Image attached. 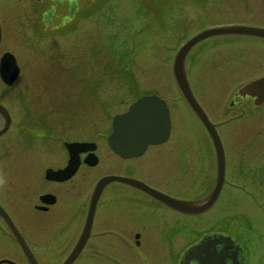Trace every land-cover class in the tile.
Returning <instances> with one entry per match:
<instances>
[{"label":"rangeland","instance_id":"rangeland-1","mask_svg":"<svg viewBox=\"0 0 264 264\" xmlns=\"http://www.w3.org/2000/svg\"><path fill=\"white\" fill-rule=\"evenodd\" d=\"M206 4V0H120L115 3L116 9L103 10L104 5L100 4L93 12L82 10L79 13L81 22L77 33L71 31H75L74 25L62 30L60 36L47 31L42 21L37 25L39 31H35L31 30L35 22L26 23V28L20 20L16 32L5 36L0 54L6 51L15 54L22 74L12 90L2 87L1 93H14L27 101L46 100L34 102L46 112L52 108L47 100H54L66 115L68 111H77L83 133L85 126L91 124L90 119L83 117L86 111L110 105L113 113L118 114L144 93L160 96L170 109L171 137L167 143L150 148L140 159V164L144 165L143 177L157 189L169 190L178 200L193 201L206 195L213 186L216 165L210 138L183 101L172 73L177 51L189 39V15L198 20L194 26L197 31L207 23L264 29V0H226L218 11L204 9ZM91 14L90 19L84 20V16ZM214 44H219L218 48L194 49L187 67L199 103L212 122L221 123L235 114L228 108L235 92L248 81L264 75V38L218 36L203 41L199 48ZM19 99L13 103L16 110H20L21 105L25 108L28 103L20 104ZM49 120H62L67 127L70 119L62 115ZM106 122L104 118L99 126L106 127ZM261 129H264V118L258 123L247 119L218 128L226 153L227 182L233 181L237 172L236 147H249L258 137V150L247 148L244 157L251 158L263 152L264 131ZM14 136V145L7 158L0 159V183L8 176L30 174L35 165L36 156L33 155L37 150L30 148L23 150L26 155L19 153L24 145L16 134L1 138L0 144L9 142ZM7 151L5 149V153ZM157 153L162 157L157 159ZM97 154L98 166L82 169L94 179L117 171L125 172L136 162L111 156L105 144ZM166 180L170 181V187ZM225 188L216 204L199 215H180L168 209L150 212L141 207L147 230L141 233L140 246L115 248L121 259L118 262L93 261L82 256L74 264H177L187 244L203 232H218L225 226L235 230V198L232 191ZM239 198L243 201V210L259 214L248 197ZM224 216L226 223L221 224ZM170 226L175 229L169 231L166 227ZM248 227L244 224L242 229ZM260 230L261 233L245 231L249 264H264V240L260 238L264 230ZM32 231L29 232L32 234ZM157 231L162 239L172 241V245L164 240L159 243L155 239ZM39 264L61 262L41 260Z\"/></svg>","mask_w":264,"mask_h":264},{"label":"flooded vegetation","instance_id":"flooded-vegetation-1","mask_svg":"<svg viewBox=\"0 0 264 264\" xmlns=\"http://www.w3.org/2000/svg\"><path fill=\"white\" fill-rule=\"evenodd\" d=\"M119 1L0 0V27L2 32L0 48L3 45L5 36L15 33L19 28L20 20L25 24L29 23L31 25L35 22L36 25H32L31 27V30L34 28L35 31H39L37 25L38 22L42 21L47 31L52 35L60 36L62 30H65L69 26L74 27V25L75 31L73 29L71 31L77 33L81 22L79 13L82 10H91L93 12L100 4L104 5L101 7L102 10L109 7H115L116 9L115 3ZM206 1H208V4L204 5L203 8L210 11L220 10V4L226 2V0ZM91 16L92 14L84 16L86 18L84 20L87 21ZM197 21L189 15V40L207 29L221 27L218 24L207 23L197 31L194 29V26L198 23ZM24 27L27 28V24ZM199 45L200 43L193 49H215L218 48L219 44L201 48H199ZM8 52L11 53V51H6L0 54V60ZM21 74L11 86L6 85L0 76V105L6 109L11 119L7 132L0 135V139L7 137L10 133H14L17 135L18 140L23 141L22 145L24 146L19 153L26 155V153H23V150L28 151L27 149L35 148L37 150L35 155H33L36 156L33 159V164L35 165L32 166L30 174L16 177L8 176L0 183V207L11 219L32 256L38 262L41 260H60L62 263L66 260L85 228L96 184L105 176L114 175L134 179L167 196L173 197L169 190H159L149 179H144L143 177L144 165L140 164V159L148 153L150 148H156L160 145L150 146L145 154L139 158L126 160L136 162L125 172L117 171L103 175L98 179H94L82 172L83 167L91 168L85 163V159L89 153H83L80 155V167L70 179L66 181L49 180L47 178L48 170L59 171L67 167L70 160L69 151L66 147L68 143L95 144L97 147L96 154L103 144L108 147L107 140L112 132L114 117L125 113L129 107L118 114L113 113L110 105H106L103 109L86 111V116L83 117L90 119L91 124L85 126L83 133L78 122L79 119L77 120V117L80 118L77 115V111H68V115H66L64 111L55 105L54 100H47L50 102L52 108L46 112V110L40 108V104H34L35 101L43 102L46 100L27 101L14 93H1L2 87L6 90H12L19 81ZM262 77L264 75L255 77L247 83ZM241 88L235 92L229 104V107H231L229 109H233L235 114L226 121L239 123L248 119L254 120L256 123L260 122L264 118V102H261L262 100L258 96H242L239 93ZM149 95L152 94L140 95L136 101ZM16 99H19L20 104L27 101V106L24 108L21 105L20 110L14 109L13 103ZM16 112H19V114L17 115ZM62 115L70 119L68 120L67 127H65V123L62 120H49L54 117L60 118ZM104 118L107 119V125L103 128L99 126V123ZM223 122L225 123V121ZM221 123L217 124V129L226 125ZM3 126L4 119L0 113V130ZM261 130L264 131V129ZM257 138L250 143L249 147H236L237 150H235L234 156L235 162L238 165L237 172L235 171L234 180H230L225 184L220 195L221 197L225 192L226 186L234 195L236 215L233 223L235 230L232 231L229 227L225 226L219 229L218 232H203L194 242L187 244L188 246L180 255V264L188 250L199 245L205 238L214 236L231 238L233 248L228 249L226 254L233 256L232 252L236 251L237 247H240L237 253L239 264H249V251L244 240L245 231L261 233L260 229L264 230V148L263 152L255 153L251 158L244 157L247 148L250 151L252 147L254 149L258 148L259 142H257ZM11 139L5 144H0V159L7 158L10 149L14 145L15 136ZM25 146H27L26 149H24ZM5 149L8 150L6 153ZM252 152L254 153V150ZM110 155L120 158L111 152V150ZM155 157L157 159L161 158L162 154L157 153ZM166 183L169 185L170 181L166 180ZM121 187L125 189L121 190ZM242 196L248 197L251 205L258 211V215H252L243 210V201L239 198ZM141 207L148 208L150 212H155L159 209L174 211L139 189L117 182L110 183L97 202L89 237L76 260L84 256L93 261L118 262L121 259L115 253V248L132 245L140 246L142 241L141 233L147 230L144 211L141 210ZM220 223H226L225 216L221 219ZM244 224L249 227L242 229ZM166 228L169 231H173L175 226ZM30 230H33L32 234L29 232ZM155 235V239H158L159 243L164 240L160 234L158 235V231ZM169 238L173 239V237ZM260 238L264 240L263 233ZM164 242L172 245V241L168 242V239H165ZM224 247L225 245H218L216 247L217 252L220 253ZM3 261L16 264H31L28 255L23 251L17 238L8 228L2 215H0V264H10L2 263ZM227 262L231 264L232 261L228 259ZM191 264L198 263L192 261Z\"/></svg>","mask_w":264,"mask_h":264},{"label":"water","instance_id":"water-1","mask_svg":"<svg viewBox=\"0 0 264 264\" xmlns=\"http://www.w3.org/2000/svg\"><path fill=\"white\" fill-rule=\"evenodd\" d=\"M234 35L264 38V29L242 25L207 29L182 45L177 51L172 65L173 77L183 99L205 128L215 150L216 180L213 189L203 198L193 201H184L171 198L134 179L120 176L103 177L98 181L94 189L82 235L66 260L61 264H73L76 261L89 237L97 202L105 188L110 183L117 182L132 186L147 193L162 204L188 215L204 213L212 208L217 202L226 180L225 151L221 137L217 131V125L210 120L209 116L193 94L187 76L186 62L193 48L200 42L213 37ZM1 40L2 32L0 27V44ZM20 73L21 69L15 56L9 52L5 53L0 60V76L2 81L6 85L11 86L15 83ZM239 93L242 96H258V98L262 100L261 102H264V77L247 83L240 89ZM0 113L4 119V126L0 130V135H3L7 132L11 119L6 109L1 105ZM171 128L170 110L166 102L156 95L146 96L133 103L127 112L114 117L112 132L108 137L107 144L110 150L119 155L122 159L139 158L145 154L149 146L166 143L170 138ZM66 147L70 155L67 167L59 171L48 170L47 178L49 180L66 181L70 179L79 169L81 164L80 155L83 153H89L85 159V163L88 166L96 167L99 164V158L95 154L97 148L95 144L68 143ZM0 215H2L8 228L17 238L23 251L28 255L30 263L39 264V262L32 256L24 239L12 223L11 219L1 207ZM218 245H225L220 253L216 250ZM232 248L233 241L231 238H225L223 236L208 237L199 245L188 250L183 257L181 264H191L192 261H196L198 264H228V259L232 261L231 264H239L237 253L240 247H237V250L232 252L233 256L226 254L228 249ZM2 263L16 264L7 261H3Z\"/></svg>","mask_w":264,"mask_h":264},{"label":"bare ground","instance_id":"bare-ground-1","mask_svg":"<svg viewBox=\"0 0 264 264\" xmlns=\"http://www.w3.org/2000/svg\"><path fill=\"white\" fill-rule=\"evenodd\" d=\"M215 180V179H214ZM215 185V182H214V184H213V186Z\"/></svg>","mask_w":264,"mask_h":264}]
</instances>
